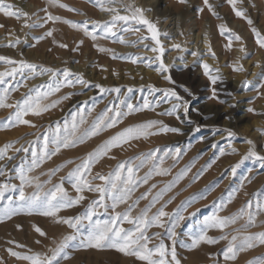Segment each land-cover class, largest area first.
Listing matches in <instances>:
<instances>
[{"label":"snow or ice","instance_id":"obj_1","mask_svg":"<svg viewBox=\"0 0 264 264\" xmlns=\"http://www.w3.org/2000/svg\"><path fill=\"white\" fill-rule=\"evenodd\" d=\"M89 2L99 7L101 11L111 13V18L106 21L84 20L78 22L65 19L60 15H53L50 11V8L53 7L67 9L69 12H80L79 8L62 3L61 0H47V6L39 9L44 14L42 23H29L31 16L36 15V13L30 14L27 11L16 9L15 5L7 4L5 0H0V13H3L5 17H14L17 21L23 19V26L29 29L44 28L50 22L52 24L63 22L82 32L85 37H89L93 42L98 40L97 29H99L105 40L111 39L120 44L139 45L154 53V56L144 58L148 61L149 67L155 64V71L160 73L165 80H172L171 75H168L171 65L165 63L164 60L167 49L161 39L162 36L171 37L168 32L160 29L157 21L145 15V12L150 11V9L137 6L134 0H89ZM187 2L188 0H178L181 5L187 4ZM225 2L235 17L246 22L251 34L255 37L256 45L264 50V30L256 26L255 21L248 12V8L244 6L246 0H225ZM202 3L204 7L198 9V11L204 12L206 9L211 15L221 19L214 3L210 0H202ZM251 7H256V5L251 4ZM89 23L92 24L91 29ZM3 27L4 24H0V28ZM141 29H146V34H140ZM54 31V28H48L42 35L36 36L34 39L38 42L47 37H54ZM218 31L221 36L226 38L225 47L227 49H232L233 41L240 42V51L247 57L248 53L241 35L234 32L226 23H220ZM122 33L140 35L137 36L136 41H127ZM180 34L183 35L182 32ZM145 41H149V43H145ZM53 42H56L55 39H53ZM21 43H27V39L21 40L17 37L9 40L5 46L15 48ZM83 43L84 40L81 39L79 44ZM59 47L68 48V44L60 43ZM94 47H97L98 51L102 53L112 52L113 58H116V54L112 49L97 44H94ZM171 47L181 49V44L175 43ZM72 51H78V46L72 48ZM208 51H212L210 47ZM212 54L215 55V53ZM132 55L129 54L132 63H138L139 59L132 58ZM191 55L194 58L193 63H195L200 58L201 53L192 51ZM180 59L184 58L180 57ZM0 63L8 66L4 71H0V109L10 110L7 117L0 121V127L5 129L17 126L36 127L34 122L27 118L29 115L39 117L50 110L56 109L62 102L77 94L68 92L66 95L53 98L54 94L60 93L65 86L74 88L79 85L83 89L90 87L98 89L101 97L105 94H116L113 100L95 115L93 113L95 111L96 96L90 97L91 106H88V101L83 102L84 106H74V110L68 116H65L63 123L55 122L54 128L50 124L48 130L42 133V143L39 148L35 144L36 141L41 140V136H36L35 140H26L24 144H20V140L23 139V137H20L0 147V177H4L5 181L0 183V202H3L0 204V221L9 220L22 214H37L51 218L55 225L66 226L67 229L71 230L59 239L54 238L52 241L53 246L43 253L32 252L31 250L28 252L14 251L12 248H8L9 254L19 260L26 261L27 264H60L61 259L68 258L67 249L72 247L74 241H78L79 248L115 250L125 256L143 261L145 264H181V261L177 258L176 246L180 237L177 230L182 227L185 221L190 220L199 212L198 208L192 212H188V209L198 200L205 199L211 191V186H206L204 189L190 194L180 201L172 211L167 210L168 205L172 204L179 193L168 196L167 199L165 197L167 193L172 192L182 180L191 174L188 185L190 187L214 161L209 162V164L202 166L193 173L194 158L193 161H190L173 174L172 169L179 162L183 150L180 147H176L174 150L171 148H155L119 161L107 174L93 173L94 165L113 150L123 149L125 146L131 147L133 142L146 139L157 132L180 133L181 129L179 127H169L161 119H146L142 122L132 123L109 136L92 151L80 157L78 162L68 159L56 167L47 169V171L34 173L41 168L45 161H50L63 149H73L77 145H83L106 129L115 128L125 118H131L133 113H141L146 109L153 110L161 104L170 103V107L164 109L159 115L175 116L176 120L184 123L185 121L181 120V110L186 117L189 102L180 96L175 89H160L151 86L149 95L143 97V102L135 104L128 96V93L133 91L131 87L123 94L124 98H121L120 87L106 88L99 83L93 84L91 81L86 80L82 74L74 73L67 67H44L30 63L27 60L13 59L6 55H0ZM188 66L187 63L184 64L185 68ZM202 67L212 85L222 79L218 68L214 70L215 74H213V70L207 62H204ZM232 67L234 71L243 70V66L239 64H234ZM45 75H47V80L44 83L29 87L20 99L12 100V94L18 90L24 81ZM262 79H264V76H262ZM250 83L251 81H245L244 87H248ZM141 91H143V86H141ZM157 92L163 94L154 99L149 98ZM209 98L218 100L221 104L225 103L217 96L215 87H213ZM248 111L252 112L254 109L249 108ZM187 123L190 124L191 121H187ZM199 130V127H197L193 131L198 132ZM226 131L229 138L235 135L231 130ZM25 135L30 136L33 134L26 133ZM248 143L252 145V141H248ZM17 144H20V146L16 147ZM212 146L216 147L217 145L213 144ZM29 152H31L30 160L27 156H23L18 166L14 169H8L7 162L15 160L16 154H27ZM220 153L223 155L224 150L221 149ZM250 157L259 160L264 165V155L258 154L252 147L249 148L243 159ZM169 158L172 162L165 167V161ZM243 159L232 166L231 173L233 176H235L240 163H243ZM66 165H73V167L66 175L60 177L58 183H53L52 178ZM141 169H146L142 175L139 174ZM12 171L15 172V179L19 181L18 184L10 182L13 179L10 175ZM166 175H171V179L165 182L162 187L158 188L156 183L149 184L153 176ZM41 177H44V179H41ZM96 180L100 183H93ZM65 181L71 184V187L75 190L74 197L70 196L68 190L64 187ZM141 185H148V187L138 197L132 199L133 193ZM242 187L243 183L241 184ZM239 190L229 191L226 199L224 197L219 198L217 210L203 219L197 232L190 235L189 242L181 241L180 246L189 250H198L204 244L211 245L226 241L227 245L222 252L225 262H234L240 252L257 246H264V231H248V229L255 226L257 217L264 213V202L256 201L253 204V201L249 199L236 212L219 214L236 198ZM86 191L98 193V198L92 199L79 215H59L61 209H70L85 201L87 199ZM16 192H18V195L6 196V193ZM144 200L147 203L140 207V202ZM213 203L215 206L216 202ZM120 205H125L123 211L117 210ZM109 208L112 212L109 214L108 219L100 220L97 218L101 210L107 213ZM137 209L138 211L134 214V210ZM85 221L88 225L86 231L83 230ZM240 221H243V223H239ZM125 222L130 227H124ZM238 223V227H233ZM16 227L21 228L22 225L17 224ZM32 227L40 237H48L47 232L40 226L34 224ZM153 227L164 230L167 239L171 241V247L164 242L161 231H149ZM209 229L219 230L221 234L218 236L210 235ZM36 243L40 244L41 240H36ZM17 247L24 248L25 246L17 244ZM247 264H264V257L253 258Z\"/></svg>","mask_w":264,"mask_h":264},{"label":"rangeland","instance_id":"obj_2","mask_svg":"<svg viewBox=\"0 0 264 264\" xmlns=\"http://www.w3.org/2000/svg\"><path fill=\"white\" fill-rule=\"evenodd\" d=\"M144 1L145 0H134L137 6L150 9V11L145 12V15L157 21L160 29L170 34L171 38L162 36L161 39L164 45L166 44L165 47L167 50L164 55V60L165 63L171 65L168 73V75L172 77L171 81L165 80L160 73L154 70L155 64L149 67L148 61L144 58L154 56L155 54L142 46L120 44L111 39L105 40L99 29H97L98 40L93 42L89 37H85L82 32L63 22H56L55 24L50 22L48 25H45L44 28L29 29L23 26V19L17 21L14 17H5L3 13H0V24H4V27L0 28V55H6L17 60H27L30 63H35L44 67H67L74 73L82 74L86 80L91 81L93 84L99 83L106 88L120 87L121 98H124L123 94L131 87L133 91L128 93V96L135 104H141L143 102V97L149 95L151 86L160 89H175L180 96L189 102L188 114L186 117L181 110V120L185 121L184 123L176 120L175 116L159 115L164 109L170 107V103L161 104L153 110L146 109L141 113H133L131 118H125V120L115 128L106 129L98 136L92 137L90 140L86 141L83 145H77L73 149H63L61 153L57 154L50 161H45L41 168L34 174H37L39 171H47V169L56 167L68 159L78 162L80 157L92 151L109 136L114 135L116 131H119L129 124L142 122L146 119H161L169 127H179L181 132H157L155 135L146 139L133 142L131 147L125 146L123 149L113 150L108 156L103 157L94 165L93 173L100 172L102 174H107L119 161L155 148H171L174 150L176 147H180L183 150V155L179 162L176 164V167L172 169L173 174L190 161H193L194 158L195 162L192 167L193 173L202 166L214 161L211 163V166L204 171L203 175L195 183H192L190 187L188 185L190 183L191 174L182 180L172 192L166 194L165 198L167 199L168 196L179 193L172 204L168 205L167 210L172 211L180 201L184 200L190 194L196 193L206 186H211V191L207 194V197L198 200L188 209V212H192L198 208L199 212L190 220L185 221L182 227L177 230L180 233L176 246L177 258L181 261V264H247V262L253 258L264 257V246H257L253 249L238 253L237 259L234 262H225L222 252L223 248L227 245L226 241H220L217 244L211 245L204 244L201 245L198 250H189L180 246L181 241L185 243L189 242L190 235L197 232L203 219L212 215V213L217 210L219 198L224 197L226 199L229 191L240 189L237 192L236 198L231 201L226 208L220 211L219 214L221 215L236 212L240 207L244 206L249 199L253 201V204H255L256 201L264 202V165H262L259 160L252 157L243 159L244 156L247 155L250 147L254 148L258 154L264 155V147L262 146V138L264 136V114L260 116V111L258 110L260 105L264 103V93L253 90L252 83H250L248 87H244V82L248 80V71L251 66L250 63L246 64V61L249 60L252 62L255 55L246 50L248 55L245 57L244 53L241 52L238 57L233 58L234 60L228 64V67H223L225 73L224 71H220L222 79L215 85L211 84L205 74L198 75L195 80H188L183 75L182 69L184 68V63L180 61L181 54L171 55L174 50L172 51V49L167 47L166 42L172 38L179 39L187 36L190 31L189 28H191L188 18L191 15L190 13L200 9L199 6L193 0H188L187 4L184 5L179 4L178 0H170V2H177L180 7L170 17L164 18L159 13L163 7L160 0H151L150 5L142 6ZM29 2L35 6L26 5ZM61 2L69 4L74 8H79L80 12H69L67 9L53 7L50 8L53 15H60L65 19L78 22L84 20L106 21L110 19L108 17H111V13L101 11L99 7L91 4L89 0H61ZM210 2L215 5L217 4L216 0H210ZM5 3L15 5L16 9L27 11L30 14L36 13V15L31 16L29 23L43 22L42 17L44 14L40 12L39 9L47 6V0H5ZM217 6L218 4L216 8ZM248 9L250 10V8ZM167 20L169 21L166 22ZM91 27L92 24L89 23V28L91 29ZM48 28L55 29L54 37H47L37 42L34 37L42 35ZM205 29H207V27ZM196 30L193 29L195 33L203 32V26H200L199 29ZM180 31L183 35L180 34ZM140 34H146V29H141ZM140 34L122 33L124 39L127 41H136L137 36ZM17 37L21 40L26 38L27 43H21L15 48L5 46L9 40ZM53 39H55V43ZM81 39L84 40L83 44H79ZM222 39L226 44V38L223 36ZM60 43L68 44V48H60ZM145 43H149V41H145ZM94 44L112 49L116 54V58H113L112 52H99L97 47H94ZM77 46L78 51H72V48ZM190 46H192V44ZM233 47L240 48V42L233 41ZM194 50L195 49L185 51V49H183V52L190 53L191 55V52ZM200 52L201 54L204 53L202 51ZM129 54H133L132 58H138L139 62L132 63ZM204 58L205 57L202 59ZM200 61L201 58L196 60V63ZM234 64L242 65L243 70L234 71L232 67ZM221 65L222 64H217V66L214 65L212 67L213 74H215V69L218 68L220 70L219 67ZM7 67V65L0 63V71H4ZM145 72L148 73L146 74ZM46 80L47 75L24 81L18 90L12 94V100L20 99L22 94L27 92L29 87L44 83ZM233 84H235V87H233ZM141 86H143V91H141ZM213 87H215L219 99L224 100L225 103L221 104L218 100L209 98L212 94ZM68 92H75L77 94L72 96L69 100L62 102L56 109L50 110L39 117L32 115L27 117L34 122L36 127L17 126L7 129L0 127V147L20 137H23V139L20 140V144H24L26 140H35L36 136H41V140L36 141L35 144V146L39 148L42 143V133L48 130L50 124L54 128L55 122L59 121L63 123L65 116H68L69 113L74 110V106H84V101H88V106H91L92 101L90 97L96 96L95 111L93 113V115H95L103 110L116 95L112 93L110 95L105 94L101 97L98 89L91 87L83 89L81 86L77 85L74 88L65 86L61 89L60 93L54 94L53 98L59 95H66ZM162 94V92H157L149 98L154 99ZM236 106L245 110L248 121L237 122L235 120V115L231 114L230 110ZM249 108L254 109V111L249 112L247 110ZM9 111V109H0V121H3L7 117ZM254 119H261L263 123L259 133L256 135L253 134L251 127L246 126L250 125ZM187 121H191V123L189 124ZM197 127H199L200 130L194 132L193 130ZM226 130H231L235 135L229 138ZM26 133H32L33 135H25ZM248 141H252V145H249ZM20 144H17L16 147H19ZM213 144L217 146L213 147ZM221 149L224 150L223 155L220 153ZM233 149H235V151H233ZM23 156H27L30 160L31 152L27 154H16L15 160L7 162L8 169H14L18 166ZM112 157L115 158L113 159ZM242 159L243 163H240L235 176H233L231 173L232 166L239 163ZM171 162L170 158L167 159L164 166L167 167ZM71 167H73V165H66L62 168L60 172L52 178V182L58 183L60 177L66 175ZM144 171H146V169H141L139 174L142 175ZM10 175L13 177L10 182L18 184L19 181L15 179V172L12 171ZM41 179H44V177H41ZM170 179L171 175L153 176L149 184L156 183L159 188ZM3 182H5L4 177H0V183ZM93 183H100V181L96 180L93 181ZM242 183L243 187L241 188ZM64 187L68 190L70 196H75V190L71 187V184L65 181ZM147 187L148 185H141L133 193L132 199L138 197ZM7 195L15 196L18 195V192L6 193V196ZM85 195L87 199L80 205H75L70 209H61L59 215L75 216L81 214L85 210L87 204L90 203L92 199H97L99 194L86 191ZM214 201L216 202L215 206L213 203ZM2 203L3 202H0V204ZM146 203V200L141 201L140 207H143ZM124 208L125 205H120L117 210L123 211ZM136 211H138V209L134 210V214ZM111 212L112 210L110 208L107 213L101 210L97 218L106 220L109 218ZM185 215H187V213H185ZM239 223H243V221ZM239 223L233 227H238ZM17 224L22 225V227L17 228ZM34 224L44 229L48 237H40L32 227ZM87 226V221H85L83 230L86 231ZM123 226L126 228L130 227L127 222H125ZM70 231L71 230L67 229L66 226L55 225L51 218L37 214H22L14 216L9 220L0 221V264H27L26 261L12 257L7 249L12 248L14 251L23 252L31 250L32 252L43 253L53 246L52 241L54 238L59 239ZM149 231H161L164 242L171 247V241L167 239L164 230L153 227ZM248 231H264V213L257 217L255 226L248 229ZM209 234L218 236L221 233L219 230L209 229ZM38 239L41 240L40 244L36 243ZM13 241L15 243H11ZM17 244L24 245L25 247L18 248ZM67 255L68 258L61 259L60 264H145L143 261H138L134 257L125 256L115 250L79 248L78 241H74L72 247L67 249Z\"/></svg>","mask_w":264,"mask_h":264},{"label":"bare ground","instance_id":"obj_3","mask_svg":"<svg viewBox=\"0 0 264 264\" xmlns=\"http://www.w3.org/2000/svg\"><path fill=\"white\" fill-rule=\"evenodd\" d=\"M193 1L199 6V8L204 7L202 0H193ZM160 2L163 5V7L161 12L159 11L158 12L164 18L170 17L180 7V5L177 4V2H173V1L170 2V0H160ZM216 2L218 4L216 11L220 14L222 21L221 19H217L215 16L211 15V13H209L206 9L204 12H200L196 10L190 13L191 14L190 17L188 18L187 16V18L189 20L191 28H189L190 31L188 32L187 36L179 39L172 38L173 40L171 39L166 42L167 47L172 49V51L174 50V52L171 55L181 54V57H183L184 59H180V61L184 64L187 63L189 65L187 68L183 66L184 68L182 69L184 77L188 80H195V78L198 75L205 74L204 69L202 67V64L204 62H207L211 68L214 65L217 66V64H222L219 68L220 71H224L225 73V70L223 69L225 67H228V64L234 60L233 58L238 57L241 53L240 48L232 47V49L229 50L225 47L226 44L222 39L223 36H221L218 31V25L221 22H225L229 28H232L236 33L240 34L243 37L246 50L248 52H251L253 55H255L254 60H252V62L249 60L247 61L245 60L246 64L250 63L251 65L248 71L249 77L247 81H251L253 90H255L256 92L264 93V79H262V76H264V50H261L256 45L255 37L251 34L246 22L234 16V14L230 10V7L226 4L225 0H216ZM150 3L151 0H145L142 6L150 5ZM251 4H255L256 7H251ZM26 5L33 7L35 6L31 2H29ZM245 7L250 8V10L248 9V12L255 21L256 26L261 30H264V0H248L246 1ZM169 20H167L166 22H168ZM200 26H203V32L201 31L199 33L198 32L195 33L193 29L198 30ZM206 27L207 29H205ZM175 43L181 44V49L172 48L171 45ZM191 44L192 46H190ZM209 47L212 50L211 52L208 51ZM183 49H186L187 51L188 50L191 51L192 49H195L194 51H198L199 53H201L200 51L204 52L203 54L200 55L201 61L199 63L196 62L193 63L194 60L193 57L190 55V53L183 52ZM212 53H215V55H213ZM203 57L205 58L202 59ZM233 87H235V84H233ZM258 110L260 111V116H263L264 103L260 105V108ZM230 113L235 115V120L237 122L248 121L246 118L245 110H243V108L239 106L231 108ZM261 125H263L261 119H254L250 123V125H246V126L251 127V130H253V134L256 135L259 133ZM262 146L264 147V136L262 138Z\"/></svg>","mask_w":264,"mask_h":264}]
</instances>
